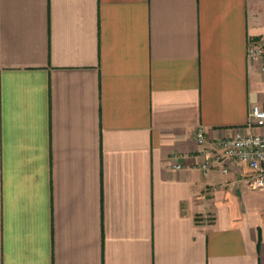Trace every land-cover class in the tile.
Wrapping results in <instances>:
<instances>
[{
	"label": "crops",
	"instance_id": "crops-1",
	"mask_svg": "<svg viewBox=\"0 0 264 264\" xmlns=\"http://www.w3.org/2000/svg\"><path fill=\"white\" fill-rule=\"evenodd\" d=\"M261 38L264 0H0V264H264V189L195 138L264 131Z\"/></svg>",
	"mask_w": 264,
	"mask_h": 264
},
{
	"label": "built area",
	"instance_id": "built-area-1",
	"mask_svg": "<svg viewBox=\"0 0 264 264\" xmlns=\"http://www.w3.org/2000/svg\"><path fill=\"white\" fill-rule=\"evenodd\" d=\"M247 56L253 61H264V38L249 42ZM261 69L264 70V62ZM248 126L264 127V109L257 104L250 108ZM195 138L202 152L207 155V159L200 165L204 172L212 166L226 172L227 160L242 162L252 170L249 178L251 187L264 189V131L255 133L251 129H237L229 136L208 140L203 126H198Z\"/></svg>",
	"mask_w": 264,
	"mask_h": 264
}]
</instances>
